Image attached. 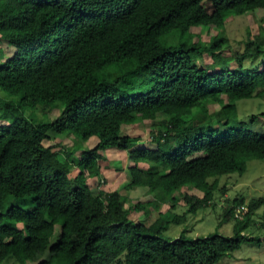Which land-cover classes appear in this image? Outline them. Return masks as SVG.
Returning <instances> with one entry per match:
<instances>
[{
    "label": "trees",
    "instance_id": "obj_1",
    "mask_svg": "<svg viewBox=\"0 0 264 264\" xmlns=\"http://www.w3.org/2000/svg\"><path fill=\"white\" fill-rule=\"evenodd\" d=\"M263 10L264 0H0V41L14 49L0 58V264H217L244 243L260 246L264 194L224 200L218 227L233 221L230 237L182 231L165 240V220L130 215L143 218L152 203L170 210L173 194L189 186L202 197L182 196L187 210L168 220L182 224L218 207L221 177L264 161V125L250 126L264 112L239 118L237 110L264 98V35L247 32L229 70L223 33L207 43L194 33ZM202 52L209 67L197 64ZM55 102L63 108L51 121L23 114L38 104L49 113ZM158 115L155 149H132L140 139L122 127ZM50 131L96 138L80 152L76 175L74 151L44 145ZM108 149L128 152V167L117 171L128 175L127 189L146 188L151 200L125 208L119 192L92 190ZM241 205L247 213L236 217Z\"/></svg>",
    "mask_w": 264,
    "mask_h": 264
},
{
    "label": "rangeland",
    "instance_id": "obj_2",
    "mask_svg": "<svg viewBox=\"0 0 264 264\" xmlns=\"http://www.w3.org/2000/svg\"><path fill=\"white\" fill-rule=\"evenodd\" d=\"M228 26L224 29H196L194 31L195 34L199 36V40L207 43L212 37L217 36L219 33H223L227 43L222 47L226 51V55H231L232 59L228 62L229 70L236 69L235 54L242 51L243 45L241 43L244 42L245 34L249 32L253 35H264V10L257 13H248L242 19L231 20ZM194 30V29H193ZM197 41V39H194ZM240 43V45H239ZM238 44V46H237ZM228 49V50H227ZM0 58L1 57H9L14 49L0 41ZM197 64L201 67H209L211 64V58L208 54L202 52L201 57L197 61ZM114 69L112 68V71ZM214 69L213 71H216ZM110 72V69L103 70L101 73L105 75ZM100 73V74H101ZM3 93V92H2ZM4 94V93H3ZM2 95L0 94V97ZM7 97L3 96V100H6ZM15 100V99H12ZM54 108L46 113L42 104H38L34 107H26L23 110V114L25 117L32 119L34 121H44L48 122L53 120V118L59 114L63 108L60 102H55ZM59 107V108H57ZM217 108L215 107L214 110ZM238 116L239 118H249L251 115H258L264 112V98L262 99H253L247 102H242L238 105ZM164 118L163 115H158L155 122L154 121H138L136 117L134 121L126 126L122 127V133L129 134L130 136H134L139 138V142L132 149L136 148H149L155 149V143L150 139V133H156L161 130V122ZM188 118V117H187ZM186 118V119H187ZM263 123L264 118H260V121L256 119L250 125L252 128ZM48 138L45 140L44 145L47 147H52L56 152H65L66 150L71 151L72 153L70 157L71 168L73 175H76L78 172V159L80 152L82 150H87L92 148L96 144V138L91 137L88 140H82L75 135H59L54 132L47 133ZM105 159L100 160V169L101 174L96 181L89 180L88 182L92 186V190L97 192L98 190H104L106 192L117 191L124 198V207H130L137 202L145 203L146 200H151L152 195L147 191L146 188H134L127 189L126 185L129 183L128 175L123 172L119 174L117 169L122 168L125 170L129 165L128 152H121L115 149H108L103 153ZM201 154H194L193 157L200 156ZM85 177L79 175L80 185L81 182L85 181ZM104 181V183H101ZM212 180H210L211 182ZM100 182V184H99ZM219 188L224 187L223 193H220L219 190L215 193V197L217 199L218 207L216 209L204 208L198 209L193 214H187L185 221L181 224H175L172 222H168L172 218L173 215L181 216L187 210L185 205L182 203V196L184 194L194 195L197 197H202V193L192 187L185 186L181 191H177L173 194L176 198V204L174 208L169 210L171 203H152V206H148L145 208V215L143 218H139L142 215V211H133L130 215V218L133 220L142 219L145 221V217H147V223H151L156 220L158 217L162 218L167 222L164 225V230L162 231V237L165 240H174L177 238L182 231H185V235L188 238H196V237H204L211 233L217 231L219 235L224 237L232 236V228L233 221H228L223 223L218 227V221L220 217V207L223 206V202L225 199H231L232 197H238V195H242L245 197V203L249 201L250 198L260 197L264 194V161L250 159L246 162V169L241 174H231L227 177H221L218 180ZM260 219L258 218L257 221ZM257 236L261 238V245L257 246L251 243H244L241 245L240 249L230 253L226 257H224L217 264H264V233L257 232ZM259 234V235H258ZM49 254L47 252L41 257L40 260H47ZM38 262H33L30 260L25 261V264H37ZM1 264H15L11 258L5 259Z\"/></svg>",
    "mask_w": 264,
    "mask_h": 264
},
{
    "label": "built area",
    "instance_id": "obj_3",
    "mask_svg": "<svg viewBox=\"0 0 264 264\" xmlns=\"http://www.w3.org/2000/svg\"><path fill=\"white\" fill-rule=\"evenodd\" d=\"M245 211L246 210L243 207H241V208H239V209L236 210L235 216L238 217V216H240Z\"/></svg>",
    "mask_w": 264,
    "mask_h": 264
},
{
    "label": "clouds",
    "instance_id": "obj_4",
    "mask_svg": "<svg viewBox=\"0 0 264 264\" xmlns=\"http://www.w3.org/2000/svg\"><path fill=\"white\" fill-rule=\"evenodd\" d=\"M241 207H243L246 211L245 212H243L241 215H244L245 213H247V208H246V206H243V205H241V206H238V208H236V210L237 209H239V208H241ZM241 215H240V217H241Z\"/></svg>",
    "mask_w": 264,
    "mask_h": 264
}]
</instances>
